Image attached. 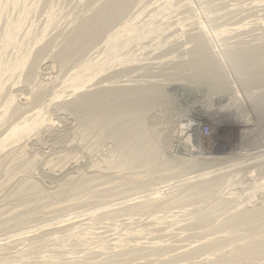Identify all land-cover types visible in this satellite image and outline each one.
I'll return each mask as SVG.
<instances>
[{
    "label": "rangeland",
    "instance_id": "1",
    "mask_svg": "<svg viewBox=\"0 0 264 264\" xmlns=\"http://www.w3.org/2000/svg\"><path fill=\"white\" fill-rule=\"evenodd\" d=\"M2 263L264 264V0H0Z\"/></svg>",
    "mask_w": 264,
    "mask_h": 264
},
{
    "label": "bare ground",
    "instance_id": "2",
    "mask_svg": "<svg viewBox=\"0 0 264 264\" xmlns=\"http://www.w3.org/2000/svg\"><path fill=\"white\" fill-rule=\"evenodd\" d=\"M91 27V26H90ZM230 104V103H229ZM229 106V105H228ZM231 107V106H230ZM229 107V108H230ZM195 131V130H194ZM188 137V136H187ZM171 139V138H170ZM179 139H181V138H179ZM182 140V139H181ZM186 140V139H185ZM229 188V187H228ZM223 190V189H222ZM229 189H226V191H228ZM13 261V260H12ZM4 262V261H3ZM5 263V262H4ZM3 264V263H2Z\"/></svg>",
    "mask_w": 264,
    "mask_h": 264
}]
</instances>
